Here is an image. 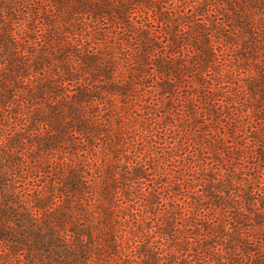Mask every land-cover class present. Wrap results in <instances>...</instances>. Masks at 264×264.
<instances>
[{
  "label": "trees",
  "instance_id": "trees-1",
  "mask_svg": "<svg viewBox=\"0 0 264 264\" xmlns=\"http://www.w3.org/2000/svg\"><path fill=\"white\" fill-rule=\"evenodd\" d=\"M0 264H264V0H0Z\"/></svg>",
  "mask_w": 264,
  "mask_h": 264
}]
</instances>
